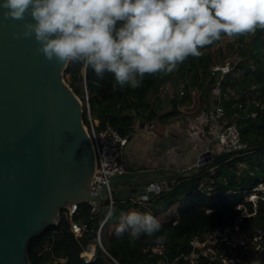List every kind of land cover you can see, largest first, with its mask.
Here are the masks:
<instances>
[{
	"label": "trees",
	"instance_id": "obj_1",
	"mask_svg": "<svg viewBox=\"0 0 264 264\" xmlns=\"http://www.w3.org/2000/svg\"><path fill=\"white\" fill-rule=\"evenodd\" d=\"M222 36L227 37L223 33ZM249 37V55L240 60L233 74L222 81L221 104L225 109L223 122L226 126L235 125L240 133L241 144L246 148H254L264 144V30H258L255 35L240 34L233 39L244 45ZM222 40L205 46L199 57L189 56L171 74L161 72L146 75L142 85L136 89L128 86L119 89L118 86L119 90L114 92V77L111 74L106 73L100 79L91 69L76 61H70L65 78L82 100L85 88L88 90L92 116L98 120L100 128L110 125L121 135L131 136L137 119L143 117L149 97L158 94L160 87L167 81L178 77L186 91L184 98L192 92L200 93L207 99L211 97L216 77L211 74V67L215 63L210 50ZM215 99L214 96V102ZM173 103V111L162 115L151 109L148 121L159 117L166 122L171 117H177L181 112L176 108L177 103ZM216 144L219 148L218 152L214 151L215 155L226 152L219 143ZM238 165L244 167L239 169ZM263 185L264 147L221 159L191 178L178 180L171 188L161 190L147 202L116 201L102 236L103 245L110 256L99 247L96 240L97 229L109 210V202L104 201L101 208L95 210L88 202L79 204L73 219L86 225L81 236L73 233L69 220L62 214L59 225L47 228L43 235L30 242L28 257L31 264H116L113 259L120 264H191L190 256L198 253L196 264H223L219 260H210L209 255L201 254L200 249L193 244L194 239L204 242L206 233H213L217 229L229 228L234 232L237 224L241 231L253 238L262 236L264 194L260 188ZM251 196L254 199L248 200ZM133 210L156 216L162 224L156 235H166L165 242L157 244L155 237L142 236L130 243L127 233L118 238L116 228L121 216ZM189 224L201 228L187 230L181 236L162 231L163 228ZM258 243L251 244L248 251H254ZM157 245L164 247L161 255L151 251ZM93 247L92 259L85 262L81 254L91 252ZM238 257L245 258L248 263L253 260Z\"/></svg>",
	"mask_w": 264,
	"mask_h": 264
},
{
	"label": "water",
	"instance_id": "obj_2",
	"mask_svg": "<svg viewBox=\"0 0 264 264\" xmlns=\"http://www.w3.org/2000/svg\"><path fill=\"white\" fill-rule=\"evenodd\" d=\"M5 11L0 7V264H31L30 242L59 225L72 205L88 202L100 209L110 190L116 201L147 202L221 159L264 147L218 155L208 148L188 169L128 170L93 195L96 155L83 104L65 78L70 61L50 62L38 54L34 39L16 35L26 21Z\"/></svg>",
	"mask_w": 264,
	"mask_h": 264
},
{
	"label": "clouds",
	"instance_id": "obj_3",
	"mask_svg": "<svg viewBox=\"0 0 264 264\" xmlns=\"http://www.w3.org/2000/svg\"><path fill=\"white\" fill-rule=\"evenodd\" d=\"M0 7L6 17L26 21L16 35L34 39L38 54L76 61L100 79L111 74L114 92L139 88L146 75L173 73L222 33L238 38L264 30V0H3ZM161 228L153 214L133 210L121 216L116 236L162 244Z\"/></svg>",
	"mask_w": 264,
	"mask_h": 264
},
{
	"label": "built area",
	"instance_id": "obj_4",
	"mask_svg": "<svg viewBox=\"0 0 264 264\" xmlns=\"http://www.w3.org/2000/svg\"><path fill=\"white\" fill-rule=\"evenodd\" d=\"M235 64L229 60H223L220 63H215L211 67L212 76L216 77L213 84V94L215 96L214 107L209 115L210 123L207 127L210 129L212 139L219 143L225 151H232L236 149H242L245 146L240 142V133L235 125L226 126V123L223 122L225 117V109L221 104L222 99V81L229 75L233 74ZM231 91V89H228ZM173 86L168 82L164 83L160 89L159 93L163 96L170 95L174 93ZM179 96L184 95V90L178 91ZM85 114L88 118V123H84L85 127L89 133L95 155H96V172H95V184L92 188L93 195L100 194L104 186H108L109 179L111 176L123 174L128 171V166L123 159V149L128 144L130 136H123L120 132L108 125L105 128L99 127L98 120L94 119L92 116V109L90 105V94L85 88L84 99L81 100ZM109 209L111 212L107 213L106 218L101 222L100 226L97 229L96 240L99 247L107 254L105 249L102 236L107 224V221L112 213V210L115 206L116 200L113 196L112 190L109 193ZM93 210L98 209L96 204H91ZM79 205H72L64 210L65 217L69 220L71 229L76 236H81L86 225H81L77 223L73 217L77 212ZM237 228V226H236ZM220 230V229H217ZM194 244V242H193ZM195 246V244H194ZM152 253L155 255H161L164 251V247L161 245L154 246L151 249ZM194 254V253H193ZM193 254L190 258V262H193ZM110 256V255H109ZM89 259H92V254L89 256ZM116 264H120L118 261L113 259ZM234 263V262H233ZM194 264V263H191ZM223 264H231L223 261ZM248 264V263H245Z\"/></svg>",
	"mask_w": 264,
	"mask_h": 264
},
{
	"label": "crops",
	"instance_id": "obj_5",
	"mask_svg": "<svg viewBox=\"0 0 264 264\" xmlns=\"http://www.w3.org/2000/svg\"><path fill=\"white\" fill-rule=\"evenodd\" d=\"M158 94L149 97L150 110H156L167 103ZM188 107L184 106V115L174 120L170 118L166 122L159 117L150 122L149 116L142 113L143 117L137 119L128 144L123 149V159L128 170L150 167L188 169L196 165L199 154L208 148L218 152V144L212 139L211 131L205 124L209 114L204 116L202 111L198 112L199 109L195 110L197 114H187ZM158 114L163 113L159 111Z\"/></svg>",
	"mask_w": 264,
	"mask_h": 264
},
{
	"label": "rangeland",
	"instance_id": "obj_6",
	"mask_svg": "<svg viewBox=\"0 0 264 264\" xmlns=\"http://www.w3.org/2000/svg\"><path fill=\"white\" fill-rule=\"evenodd\" d=\"M251 37L248 38V40L244 45L237 43L233 38H230L228 36L225 37L218 45L214 46L210 50V54L213 57L214 63H220L223 60H229L236 65L240 60L244 59L246 55H249L248 51L251 48V44H250ZM168 83L173 86V89L175 91L174 93L168 96L167 95L163 96L162 94H158L159 97L166 99L167 103H165V105H161V106L159 105L160 107L156 109L157 112L160 111V113L164 114L173 111L174 109L173 102L175 101L177 103L176 108L181 112L178 116L182 114L184 115V106L186 105L189 106L187 110L185 109L187 111V114L188 113L191 115L197 114L195 113V110L198 109H199L198 112L202 111V114L204 116H208V114L209 115L211 114V110H213L214 107L213 92L209 99H207L203 95H200V93H196V92H192L191 95H189L187 98H184V95L182 96L178 95V91L181 90H184V92L186 93L183 87V83L180 81L178 77L175 80H170ZM80 100L82 99L80 98ZM191 105L192 107L190 108ZM207 109H210L209 110L210 112H207L206 111ZM149 111H150V105L147 104L146 107L144 108L145 116L149 114ZM171 119L174 120L176 118L171 117ZM83 121L84 123H88L87 115H84ZM209 123H210V119L208 118V120L205 123L206 126L209 125ZM190 126L192 127L191 123ZM242 167H244V165H238L239 169ZM260 190L264 194V185L260 188ZM247 199L252 200L254 199V196L248 197ZM62 214H64V212H62ZM236 226L234 227L235 228L234 232L231 231L229 228H227V229L216 230L213 233H206V235L204 236L205 238L204 242H201L200 239L195 238L194 244L197 248L200 249L201 254H203L204 256L209 255L210 260L212 261L219 260L220 262L223 263V261L225 260L226 262L231 264H245L249 262V261H245V258L238 256H244L252 259L258 257L261 260H263L264 234L260 237L258 236L253 238L252 236L248 235L247 232L241 231L238 224ZM200 228L201 226L199 225H191V224L186 226L175 225V228H169V229L163 228L162 231L172 236H181L187 230H199ZM257 240H259L260 242L259 243L256 242ZM253 243L255 244L258 243L255 250L248 251L249 249H251V244ZM240 246H242L243 248H240ZM93 251H94V247L91 249V252L87 251L82 253L81 258L85 262H89L91 260L89 259V256H91ZM262 253L263 255L261 256ZM198 255H199L198 253L193 254L194 260L191 263L196 264V258H198Z\"/></svg>",
	"mask_w": 264,
	"mask_h": 264
}]
</instances>
